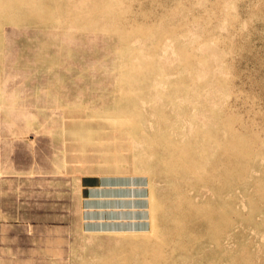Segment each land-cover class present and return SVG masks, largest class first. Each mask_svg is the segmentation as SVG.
Wrapping results in <instances>:
<instances>
[{
    "label": "rangeland",
    "instance_id": "1",
    "mask_svg": "<svg viewBox=\"0 0 264 264\" xmlns=\"http://www.w3.org/2000/svg\"><path fill=\"white\" fill-rule=\"evenodd\" d=\"M0 264H264V0H0Z\"/></svg>",
    "mask_w": 264,
    "mask_h": 264
}]
</instances>
